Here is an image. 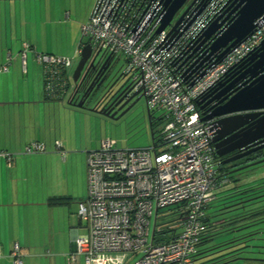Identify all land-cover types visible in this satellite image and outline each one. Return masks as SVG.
<instances>
[{
	"label": "built area",
	"instance_id": "built-area-1",
	"mask_svg": "<svg viewBox=\"0 0 264 264\" xmlns=\"http://www.w3.org/2000/svg\"><path fill=\"white\" fill-rule=\"evenodd\" d=\"M203 2L204 9L185 15L169 34L166 28L157 32L166 11L163 0H95L80 26L93 53L123 58L122 71L132 72L148 108L162 111L159 139L151 147L118 148L115 141L102 138L88 152L87 194L77 209L87 232L75 240L85 264H126L132 256H138L134 264H192L218 170L213 120L203 119L197 106L209 104L217 90L242 71L264 38L263 14L251 33L225 54L204 53L207 43L196 47L226 0ZM37 60L46 94L62 99L59 74L71 66V58L39 54ZM43 148L33 142L25 150ZM164 216L171 219L166 225L173 231L169 239L154 241L156 223ZM11 255L13 263L20 264L16 246Z\"/></svg>",
	"mask_w": 264,
	"mask_h": 264
},
{
	"label": "crops",
	"instance_id": "crops-1",
	"mask_svg": "<svg viewBox=\"0 0 264 264\" xmlns=\"http://www.w3.org/2000/svg\"><path fill=\"white\" fill-rule=\"evenodd\" d=\"M57 21V0H0V264H14L15 246L20 264H85L75 243L87 232L75 212L85 197L67 198L49 188L37 189L36 198L33 190L31 198L24 192L26 172L33 166L44 164L56 170L59 160L67 162L66 149L55 147L56 117L53 124L51 117L49 123L46 118H32L37 108L48 107L50 112L53 108L56 115L58 103L67 101L73 107L64 100L66 94L61 100L46 94L43 68L37 60L39 42ZM25 43L30 51L24 54ZM32 142L42 143L43 150L27 152Z\"/></svg>",
	"mask_w": 264,
	"mask_h": 264
},
{
	"label": "water",
	"instance_id": "water-1",
	"mask_svg": "<svg viewBox=\"0 0 264 264\" xmlns=\"http://www.w3.org/2000/svg\"><path fill=\"white\" fill-rule=\"evenodd\" d=\"M187 2L188 0H163L166 11L157 32H161L167 27L168 34L174 32L185 15H191L195 10L200 12L206 4L203 0H190ZM228 2L230 4H226V9L202 33L201 41L196 48L207 43L208 46L204 53L208 52L211 55L221 50V55L225 54L231 47L251 33L255 27V21L264 14V0H228ZM183 6L185 8L172 23L175 14ZM197 14L192 17L190 22ZM97 54L93 56V47L89 41L80 46L79 59L71 77L73 87H76V82L83 70L86 68L83 74V77H85L87 70L93 67ZM112 59L107 57L101 65V69H106ZM107 61L108 63L104 67ZM246 62V65H248L246 69L234 76L230 82L222 85L209 99L208 103L212 104L211 111L203 117V119L213 120L214 136L212 140L216 155L224 157L236 151V153L225 158L224 162L239 159L259 149H263L264 154V38L258 49L248 56ZM118 70L119 68L116 72ZM125 75V73H122V77ZM129 79L125 78L114 92V94L122 95L115 106L123 101L115 110H113L114 107L102 106L98 108L96 105L93 107L85 105L86 98L93 96V93L99 88L94 80L90 82L84 92L85 99L80 98L77 102L71 101L69 104L80 110L90 111L109 119H116L140 98L146 99L142 89H136L132 80L128 82ZM87 91L88 94H86ZM132 99L134 100L131 104L117 114ZM147 112L153 139L148 106ZM262 161H264V158L239 166L234 170Z\"/></svg>",
	"mask_w": 264,
	"mask_h": 264
},
{
	"label": "rangeland",
	"instance_id": "rangeland-1",
	"mask_svg": "<svg viewBox=\"0 0 264 264\" xmlns=\"http://www.w3.org/2000/svg\"><path fill=\"white\" fill-rule=\"evenodd\" d=\"M189 1L190 0H188V2ZM94 3L95 0H57V26H54V23L52 24V32L49 26V35L47 37L43 36L42 42L38 44L39 49L37 55L49 53L67 56L72 60L71 67L69 68V85L68 88L65 89L66 95L64 100H67L70 96L72 72L79 59V52H76V47L79 43L83 45L89 41L88 37L81 36L80 26L82 25L81 23L89 17L88 15H90ZM184 8L185 6L175 14L172 23ZM166 30H168V27ZM28 49L29 44L25 43L24 54ZM29 51L30 50L27 52ZM118 59L120 68L124 60L121 57ZM122 69H124V65ZM125 77L131 78L132 72H128ZM65 103L67 104L68 102L65 101ZM66 104L63 105L58 103L56 115L54 109L52 108V112H50L48 107L37 108L36 114H32V118L35 116L34 118H36V120L38 118L42 120L46 118L47 123H49V118L51 117L52 124L56 117V138L58 142H55L57 144L55 147H62L63 151L66 149L68 155H66L67 162L66 160H59L56 170L54 166L52 167L54 170H50V166L46 169L43 164L33 166V169H29L26 172L29 178L24 184V192L27 193L30 198L31 190L34 191L33 197L36 198V190H42L43 188H49L51 192L56 191L62 193V195L68 196L67 198L86 197V156L90 150H93L92 148H96L102 138H109L115 141V145L118 148H149L153 144L146 100L143 97L116 119H109L95 113L81 111L76 107L74 108V106L70 107ZM161 113L162 111L157 108L149 109L150 117L154 120L159 119ZM29 129L33 131L32 127H29ZM160 129V124H156L152 130L155 139L158 137ZM43 139L44 138H42V140ZM46 146L50 147V144H46ZM38 163L40 164L39 161ZM55 164L56 163H53V165ZM60 164H62V167ZM263 169L264 167L262 166L251 170L247 177L242 180L247 181L256 178L259 176V173L262 175L264 173ZM228 186H230V184L226 187ZM21 190L20 187V191ZM77 204L78 203H74V207H76ZM82 223V226H84L85 221ZM80 230H84L83 227ZM137 257L138 256L130 257L126 264H134Z\"/></svg>",
	"mask_w": 264,
	"mask_h": 264
},
{
	"label": "trees",
	"instance_id": "trees-1",
	"mask_svg": "<svg viewBox=\"0 0 264 264\" xmlns=\"http://www.w3.org/2000/svg\"><path fill=\"white\" fill-rule=\"evenodd\" d=\"M69 68L59 74L61 93L69 85ZM211 105L197 106L202 117L209 114ZM150 121L153 130L159 119L151 117ZM158 139L159 136L155 139L153 135V143ZM263 157L261 150L229 162L216 155L217 184L213 200L205 208V228L199 235L192 264H264V173L242 180L251 170L264 167V161L234 170ZM228 184L230 186L226 187ZM165 219L164 216L157 221L154 241L170 238L173 230L166 224L171 219Z\"/></svg>",
	"mask_w": 264,
	"mask_h": 264
},
{
	"label": "flooded vegetation",
	"instance_id": "flooded-vegetation-1",
	"mask_svg": "<svg viewBox=\"0 0 264 264\" xmlns=\"http://www.w3.org/2000/svg\"><path fill=\"white\" fill-rule=\"evenodd\" d=\"M227 1L228 0H226V4L227 5L230 4L231 1L228 3ZM226 4L222 8L221 13L226 9V6H227ZM205 46L206 44L203 45V47ZM96 52L97 50H95V52L93 53V56L96 54ZM105 59H106V56L101 55V53L99 52L94 60L93 67L87 70L85 77H83V74L85 73L86 68L83 70L80 78L76 82V87H73V85L71 87V93L69 96L70 100H68L69 102L71 101L77 102L80 98L85 99L86 95H84V92L86 91V88L88 87V85L90 84L92 80H94V83H97L99 85V88H97V91L93 93L94 94L93 96L86 98L85 105L90 104L88 106H91V107L92 105H96V107L98 108L102 106H105L108 108L114 107L113 110H115L123 102L121 101L119 104L115 106V104L118 102V100L121 98L122 95H118V93L114 94V92L117 86L126 78L125 76L122 77V73H123L122 67L120 66L119 68L118 59L113 58L106 69L105 68L101 69V65L103 64ZM108 61L104 64V67L107 65ZM247 66L248 65H246L245 67ZM118 68L119 70L116 72ZM130 80L131 78L128 80V82ZM86 94H88V91L86 92ZM133 100L134 99L129 101L120 111H118L117 114L123 111L129 104H131ZM259 150L263 152V149H259ZM234 153H236V151H233L232 153L227 154L226 156H224V158H227Z\"/></svg>",
	"mask_w": 264,
	"mask_h": 264
}]
</instances>
